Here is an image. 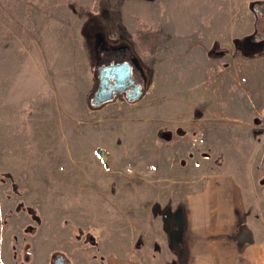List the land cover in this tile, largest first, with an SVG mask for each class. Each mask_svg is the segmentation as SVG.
Segmentation results:
<instances>
[{"label": "rangeland", "instance_id": "374dc122", "mask_svg": "<svg viewBox=\"0 0 264 264\" xmlns=\"http://www.w3.org/2000/svg\"><path fill=\"white\" fill-rule=\"evenodd\" d=\"M263 19L264 0H0V222L25 264L39 222L47 264H106L117 236L134 264H177L184 185L219 170L264 243ZM111 56L144 89L93 104Z\"/></svg>", "mask_w": 264, "mask_h": 264}, {"label": "crops", "instance_id": "0c3cea01", "mask_svg": "<svg viewBox=\"0 0 264 264\" xmlns=\"http://www.w3.org/2000/svg\"><path fill=\"white\" fill-rule=\"evenodd\" d=\"M241 26H243V21H240ZM237 31L239 32L231 37H242L247 33L241 29ZM225 33L223 29H220L218 33V36L222 37L219 38L221 41L216 40L220 45L225 43L222 42L226 39ZM241 57L242 72H245L248 57L242 55ZM262 59L261 61L256 59L257 66H263L264 58ZM231 126L232 124L230 128ZM184 187L186 193L183 194L184 203L181 208L182 233L176 237L178 240L176 252L180 258L177 264H264L263 241L259 237L256 241L251 240L252 238L248 239L250 234H254L252 233V221L250 223L248 215L252 203L247 201L244 185L236 175L220 170L203 173L186 183ZM26 204L31 205L30 203ZM36 210V214L42 218L41 208L37 207ZM9 216L10 214L4 218V222H0V261H5L4 264H25L22 255L25 239L22 237V242L15 249L12 240L13 234L10 231L11 228L14 232L20 221H15L13 217ZM49 220L50 218L47 219V221ZM179 221L181 223L180 218ZM54 224L55 222H53ZM35 225L36 232L28 234L29 245L32 248L29 262L31 264H47L51 248L50 243L44 244V242L52 239L51 224L44 222L43 229H41V222ZM37 231L40 232L37 233ZM113 235L116 236V234ZM117 237L114 241H110L112 242L111 250L100 251L102 256L109 258L106 264H134L126 256H130V250L128 253L122 251L120 240ZM164 238L161 239L166 243L160 249L170 251L167 247L168 238ZM148 239L144 240V247H152L153 239L146 243ZM9 240L12 243L11 248ZM54 248L56 247L54 246ZM47 249L49 250L46 253ZM136 256L138 257V254ZM83 261L88 264L86 259Z\"/></svg>", "mask_w": 264, "mask_h": 264}, {"label": "flooded vegetation", "instance_id": "af4514ba", "mask_svg": "<svg viewBox=\"0 0 264 264\" xmlns=\"http://www.w3.org/2000/svg\"><path fill=\"white\" fill-rule=\"evenodd\" d=\"M116 57L111 56V59L101 61L97 67V81L98 82H97V87L95 91L97 90L99 86H101V94L100 96H98V98H96V100H99L100 98H104L101 100L100 103L110 100L115 94L122 95L127 99V96L129 94H132L134 91H136V88H134L136 85L139 86V90L141 93L144 89L141 85L140 76L138 74V72L140 71V68L139 67L133 68L132 64L128 60L124 58H119V57L116 58ZM122 61L127 62V64L130 67V72L131 74H133V76L132 75L125 76L124 73L126 72V70L124 68H121L119 70L118 69L116 70L123 71L124 73L120 74L119 78L114 79V76L116 74L114 69H111V71L109 69L102 70L104 68H107L108 66H115L117 63L122 62ZM93 95H92V98H93ZM92 98H91V101H92Z\"/></svg>", "mask_w": 264, "mask_h": 264}, {"label": "water", "instance_id": "95a60500", "mask_svg": "<svg viewBox=\"0 0 264 264\" xmlns=\"http://www.w3.org/2000/svg\"><path fill=\"white\" fill-rule=\"evenodd\" d=\"M261 25H262V27H263V29H264V19L261 21ZM121 68H124V69L126 70V72L124 73L123 71H117V70H116V69L119 70V69H121ZM106 69H109L110 71H111V69H114V71H115V73H116L115 76H114V79H115V78H119L120 74H122V73H124L125 76H130V75L133 76V74H131V72H130V67H129V65L127 64L126 61L119 62V63H117L115 66H108L107 68H104V69H102V70H106ZM102 70H101V72H102ZM122 76H123V75H122ZM125 78H126V77H125ZM134 88H136V91H134L132 94H129V95L127 96V100H135V99H137V98L140 96L141 92H140V90H139V86L136 85ZM100 94H101V86H99V87L97 88V90L94 92V95H93V98H92V102H93V103H95V104H100L101 100L104 99V98H100L99 100H96V98H98V96H100ZM105 99H106V98H105ZM55 263H56V264H62V263H63V259L60 258V257H57L56 260H55Z\"/></svg>", "mask_w": 264, "mask_h": 264}]
</instances>
